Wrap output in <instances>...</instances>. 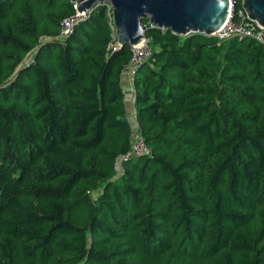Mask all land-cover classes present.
Returning <instances> with one entry per match:
<instances>
[{"label":"trees","instance_id":"1","mask_svg":"<svg viewBox=\"0 0 264 264\" xmlns=\"http://www.w3.org/2000/svg\"><path fill=\"white\" fill-rule=\"evenodd\" d=\"M70 8L0 0V264H264V34L141 18L132 105L148 152L117 163L129 47L106 49L102 3L56 38Z\"/></svg>","mask_w":264,"mask_h":264},{"label":"water","instance_id":"2","mask_svg":"<svg viewBox=\"0 0 264 264\" xmlns=\"http://www.w3.org/2000/svg\"><path fill=\"white\" fill-rule=\"evenodd\" d=\"M71 1V0H69ZM76 9L107 3L117 47L135 44L147 27L175 34L210 35L225 19L228 0H76ZM246 17L264 27V0H240Z\"/></svg>","mask_w":264,"mask_h":264},{"label":"built area","instance_id":"3","mask_svg":"<svg viewBox=\"0 0 264 264\" xmlns=\"http://www.w3.org/2000/svg\"><path fill=\"white\" fill-rule=\"evenodd\" d=\"M106 5V14L108 19H110V10L107 3ZM78 5V1H70V11L62 15L58 20V33L55 35L58 39H63L68 35L74 25L78 23L81 19L85 17L90 8L77 10L75 6ZM111 28V39L109 43L110 48L106 45V49L110 51L117 48L115 41V35L113 33V27L110 23ZM264 34V27L258 24L256 21L251 20L246 17V14L241 6L234 7V1L228 0L227 15L223 22L210 34L216 39H224L230 36H249L255 40L262 41ZM39 39H42V36H38ZM129 56L127 59V69L130 78L135 73L138 66L147 58L149 54L148 38L143 36L140 41L135 44H130L129 46ZM133 96V91H132ZM148 152V148L141 141L138 134L130 140L128 148L121 153L117 158V163L119 160L128 159L130 157L145 154Z\"/></svg>","mask_w":264,"mask_h":264},{"label":"crops","instance_id":"4","mask_svg":"<svg viewBox=\"0 0 264 264\" xmlns=\"http://www.w3.org/2000/svg\"><path fill=\"white\" fill-rule=\"evenodd\" d=\"M118 77H119V86L121 90L123 107L124 110L125 108L127 110V113L125 114L126 119L131 124V126L136 127L135 120L133 117L132 84L127 69V62L122 66Z\"/></svg>","mask_w":264,"mask_h":264},{"label":"rangeland","instance_id":"5","mask_svg":"<svg viewBox=\"0 0 264 264\" xmlns=\"http://www.w3.org/2000/svg\"><path fill=\"white\" fill-rule=\"evenodd\" d=\"M109 43H110V42H107V44H106V45L108 46V48H110ZM32 53H33V49H30V50L26 53V55L24 56L22 63H27V62H29V61L31 60V55H32ZM124 112H125V114L127 113L126 108H125ZM136 135H137L136 127H135V126H134V127L132 126V129H131V136L134 137V136H136ZM116 168H118V164H117V163H116ZM93 195H94V192L91 193V196H92V197H93Z\"/></svg>","mask_w":264,"mask_h":264}]
</instances>
